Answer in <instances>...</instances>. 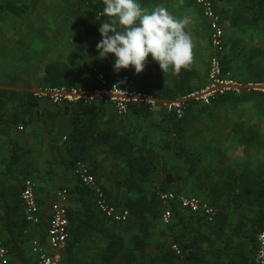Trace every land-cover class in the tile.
<instances>
[{"label":"crops","instance_id":"crops-1","mask_svg":"<svg viewBox=\"0 0 264 264\" xmlns=\"http://www.w3.org/2000/svg\"><path fill=\"white\" fill-rule=\"evenodd\" d=\"M239 1L221 0L217 2V9L222 18L225 37V51L222 56V63L225 69L231 70L237 78L243 80L264 78L263 38L257 35L252 25L237 26L231 22V13L236 2ZM137 2L142 7H148L149 9L163 6L177 19L186 20V31L195 45L192 67L197 72L193 82L197 86L205 83L211 55V45L208 20L203 15L201 7L193 0H137ZM245 4H251V2L246 0ZM252 6L255 8L254 5ZM247 12L249 16H255L254 9L250 8ZM105 22H108V18L103 16L102 23ZM56 23L58 25L62 24V27L55 29L50 24L45 28H41L34 35V43L23 42L21 49L14 46V41L10 42V56H27V61L33 64L32 70L36 77L34 82L17 83L11 82L9 76H7L9 74H7L5 77L6 81L3 80L4 77L0 78V88L33 91L35 88L42 86L44 84L42 79L43 61L48 58L50 53L54 52L51 50H54L55 47L60 49V53L62 52L72 64L79 63L78 56H85L82 58L84 64L87 63L89 66L95 64L93 63L95 59L87 55L90 50H92V53L94 52V46L84 49L77 40L80 35L79 30L83 27V22L77 16H74V19L66 17L62 18L60 22L56 21ZM44 33L49 35L43 38L42 35ZM38 55L39 57L36 59ZM96 55H98V52ZM102 61L105 74L108 70L113 73L116 72L113 68L115 62L114 54H109L107 58H102ZM148 61L145 70L140 74H136L135 69L132 67L122 69L117 74L119 78L130 76L136 79L137 82H145L153 88L162 91L170 89L169 92L172 94L171 91L177 81V74H174L171 68L163 73L159 64L152 60L151 55H149ZM13 62L12 58H10V62H8L10 71L12 70L11 65ZM249 104L262 106L253 100L235 103L224 99H215L210 105L200 103H192L190 105L188 114L182 122V141L186 148L196 154H200L202 157L199 165V176L198 178L193 177L192 180H188L185 184L182 182L185 191H182V189L180 191L178 188L179 182L174 183L173 190L194 194L209 202L213 196L211 197L208 193L202 192L198 186L202 180L206 181V176L209 172H211V175L214 176L215 181L218 183H223L226 180L236 182L237 179L249 181L254 180L258 176L260 170L264 168V111L261 109L255 112L246 110L245 108ZM19 113L15 117L16 113L12 109H7L3 118L4 121H0V175L3 170L10 167V165L8 167V163L12 152L11 143L17 141L26 149V152L13 167L14 174L11 177L9 176L8 182L11 185H16L17 183L20 185L21 176L24 173H31L33 176H37L34 177L35 190H37L36 194L40 202L43 218L38 225L28 223L24 227L16 226L13 228V233L10 234L0 229V238H10V240L14 238L17 241V243L10 242L12 249L8 250V252L11 264H36L37 255L33 250V242L37 239L43 247L50 249L47 241V226L52 203L57 199L60 189L67 188L66 186L72 185L78 180L75 170L65 169L54 159L55 157L58 158V153L61 152L60 149L65 146L63 141L73 129L72 104H53L46 99H38L37 105L32 110ZM111 113H114L113 106H106L103 113L104 118H107ZM115 118V124L119 130L122 133H129L130 136H133L138 146L149 143L151 140L157 144L163 142L165 137L170 136L174 119L172 115L158 108H152L148 114L128 112L125 115H118L116 113ZM172 135L173 133H171ZM105 148L101 144L90 148L93 155L83 163L90 170L92 167L97 166L100 182H104L109 187V190L114 191L113 187H116L114 179L108 174L112 159L103 153ZM100 156H102V159L108 160L103 161L104 166L102 167L99 165ZM167 159L173 162L171 155H168ZM183 170L187 172L185 171L186 167H183ZM8 171L10 175V168ZM225 193L219 197L225 202L219 204L211 203L217 211L222 208L229 212L230 217L225 225V233L222 230L214 233L213 249L210 252L206 251L205 254L200 252L203 255H201V259L192 261L186 258L181 253V250L177 252L173 249L172 245L175 243L172 241V236L174 234L180 235L181 239L186 238V235L181 236L180 234L186 233L182 224L177 225L172 230L174 233H172L171 230L167 229V224L160 220L153 229L143 256H140L142 253L139 252L140 259L133 264H255V252L249 258L248 255L246 257L243 254L240 245L235 249V244H241L240 237L237 235L231 236L230 247H224L227 240L224 235L229 234L231 225L237 223L242 215L252 214L253 212V207L244 203L239 206L238 202L231 201V203H226L228 196L226 191ZM230 222L231 224H229ZM128 230L124 231V235L128 245H132L134 241L131 238L138 232V226L133 224ZM202 246L206 248L207 243L203 241ZM103 247H105V242L97 233L93 237L82 241L76 247V255H73L74 264H98ZM246 247L248 250L249 242ZM168 250L174 253L170 254ZM67 258L68 256L64 252L59 264H67Z\"/></svg>","mask_w":264,"mask_h":264},{"label":"trees","instance_id":"trees-1","mask_svg":"<svg viewBox=\"0 0 264 264\" xmlns=\"http://www.w3.org/2000/svg\"><path fill=\"white\" fill-rule=\"evenodd\" d=\"M26 1L1 0L0 15L10 13L12 16L22 17L31 8V5ZM245 1L236 2L231 13V22L237 26L252 25L257 35L264 40V0H249L251 4H245ZM104 7L103 0H73V3L69 2V9L74 16L83 22V27L79 30L80 35L77 37L79 45L83 46L84 49L94 46V52L92 53L90 50L87 55L95 59L93 62L95 64L92 66L87 63L84 64L82 58L85 56H78L79 63L72 64L62 52L60 53V49L55 47L54 50H51L54 52L50 53L48 58L43 61L42 79L44 84L42 86L64 84L91 87L94 85V67L98 66L103 70L102 58L96 55L98 52L96 45L102 39L99 28L103 18L100 13ZM250 8L254 9L255 16L253 17L249 16L247 12ZM196 72L193 67L191 70H182L177 75V81L171 91L172 94L169 92L170 89L162 91L145 82H137L130 76L119 78L117 72L113 73L111 70L106 71V76L110 82H116L126 89H140L150 91L161 97H175L199 87L193 82ZM216 99L234 101L235 103L253 100L261 105L264 103V93L226 94L218 96ZM37 103L38 99L32 91L0 88V121H4L3 118L7 109H12L16 113L15 117H17L19 112L30 111ZM106 106L108 105L101 102L90 104L76 102L72 104L73 129L63 141L65 146L60 149L58 158L55 157L54 159L65 169L75 170L78 162H86L93 155L90 148L97 144L105 146L103 153L112 159L108 174L114 179L116 194L109 190L104 182H100L97 166L92 167L91 172L102 184L108 199L113 204L126 207L129 210V218L124 222L108 218L97 208L92 188L83 184L79 179L74 184L66 186L68 190L67 210L70 221V236L64 249L68 256L67 264H74L73 255L75 256L77 253L76 247L96 233L105 242L98 264L135 263L140 259L139 252L142 253L140 256H143L153 229L160 222L161 213L166 206H169L173 212L172 220L167 224V229L172 231L177 225L182 224L184 231H186L184 234L180 233L181 236L186 235V240L181 239L180 235L174 234L172 241L180 246L181 253L186 258L192 261L201 259L202 253L205 254L206 251L210 252L213 249L214 233L218 230L225 233V225L230 217L229 212L219 208L215 219L210 221L201 212L184 209L174 200L164 203L159 197L160 192L174 189L175 182H179L180 191L181 189L185 191L182 182L185 184L193 177L198 178L199 176V165L202 157L186 148L182 141V122L189 110L183 118L178 119L162 109L174 118L170 136L165 137L163 142L158 144L151 140L149 143L138 146L133 136H130L129 133H122L115 124V109L114 113L104 118L103 113ZM151 110L152 108L147 104L131 103L128 112L148 114ZM171 133H173L172 136ZM11 147L12 152L8 163L10 175L8 174L9 168L3 170L0 175V229L8 234L13 233V228L16 226L24 227L29 223L24 216V205L20 194L23 181L28 177L32 179L37 177L31 173H24L21 176L20 185L19 183L11 185L8 182L9 176L14 174L13 167L26 152V149L17 141L12 142ZM168 155H171L173 162L167 159ZM183 167H186L185 171L187 172H184ZM154 176H157L155 180L153 179ZM198 186L202 192L213 196L209 201L212 204L225 202L219 197L226 194V191L228 196L226 203L233 201L238 202V206L244 203L253 207L252 214L242 215L237 223L231 225L229 234H223L227 239L224 247H230L231 236L237 235L240 237L241 244H235V249L240 245L243 254L250 258L256 249L257 234L264 228V168L260 170L254 180L237 179L236 182L226 180L223 183L215 181L214 176L209 172L206 181L202 180ZM218 194L220 195L218 196ZM133 224L138 226V232L131 238L134 243L128 245L124 231H129L128 229ZM172 233L174 232L172 231ZM2 240L9 251L12 249L10 242L17 243L14 238ZM203 241L207 243L206 248L202 246ZM248 242L249 248L247 250L246 244ZM168 251L170 252V250ZM171 253L174 252L171 251Z\"/></svg>","mask_w":264,"mask_h":264},{"label":"built area","instance_id":"built-area-1","mask_svg":"<svg viewBox=\"0 0 264 264\" xmlns=\"http://www.w3.org/2000/svg\"><path fill=\"white\" fill-rule=\"evenodd\" d=\"M193 1L201 7L203 15L208 20L210 29L211 55L208 63L207 80L203 85L175 97H161L150 91L126 89L116 82H110L105 72L96 66L93 69L95 83L91 87L64 84L46 85L35 88L32 91L33 95L37 99H46L53 104L101 102L102 104L113 106L118 115L126 114L131 103H143L151 108L164 109L176 118L181 119L185 116L192 103L210 105L218 96L226 94L264 93V79L243 80L235 77L231 70L225 69L223 66L222 56L225 51L224 26L217 9V2L221 0ZM75 171L78 179L92 188L97 208L102 213L115 221L124 222L128 220L129 210L126 207L113 204L108 199L102 184L87 165L78 162ZM35 187V181L28 177L23 181L20 194L24 205L25 219L31 225L40 224L43 218ZM159 197L164 203L174 200L184 209L201 212L210 221H213L217 214L215 206L194 194H186L170 189L160 192ZM67 199V188L60 189L57 199L52 203L48 220L47 241L50 249L43 247L37 239L33 242V250L37 255L36 264H59L62 259L70 236ZM172 215L171 208L166 206L161 213L162 222L169 224L172 220ZM172 247L177 252H180L177 244H173ZM254 261L255 264H264V228L257 234ZM0 264H11L8 247L1 238Z\"/></svg>","mask_w":264,"mask_h":264},{"label":"clouds","instance_id":"clouds-1","mask_svg":"<svg viewBox=\"0 0 264 264\" xmlns=\"http://www.w3.org/2000/svg\"><path fill=\"white\" fill-rule=\"evenodd\" d=\"M102 23L97 43L99 58L114 54V71L130 67L136 74L145 70L148 57L159 64L163 73L191 70L194 43L186 31V20L177 19L167 8L142 7L137 0H103Z\"/></svg>","mask_w":264,"mask_h":264},{"label":"rangeland","instance_id":"rangeland-1","mask_svg":"<svg viewBox=\"0 0 264 264\" xmlns=\"http://www.w3.org/2000/svg\"><path fill=\"white\" fill-rule=\"evenodd\" d=\"M13 1L19 2L21 0ZM70 1L73 3V0H28L26 2L31 5V8L23 17L12 16L10 13L0 15V78L4 77L3 80H5L6 75L9 74L7 76H9L11 82H34L36 75L32 70L33 64L27 61V56H10V42L14 41V46L21 49L23 42L34 43V35L41 28H45L51 24L57 29L58 27H62V24L58 25L56 21L60 22L62 18L66 17L74 19V14L69 9ZM48 35V33H44L42 36L44 38V36ZM38 57L39 55L36 56V59ZM10 58L14 61L11 65V71L10 65H8ZM261 105L249 104L245 109L252 110V112L259 111L260 109L264 111V103ZM196 126L198 125L196 124ZM104 160L106 159H102V156L99 157V165L101 167L104 166ZM156 178L157 176H154L153 179L155 180ZM113 188V193L116 194V187Z\"/></svg>","mask_w":264,"mask_h":264}]
</instances>
